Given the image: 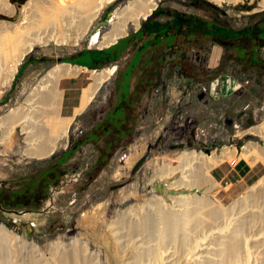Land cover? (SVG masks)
I'll use <instances>...</instances> for the list:
<instances>
[{"label": "rangeland", "instance_id": "obj_1", "mask_svg": "<svg viewBox=\"0 0 264 264\" xmlns=\"http://www.w3.org/2000/svg\"><path fill=\"white\" fill-rule=\"evenodd\" d=\"M52 1L7 0L4 3L0 0V20L16 25L29 22L30 15L37 6L35 4L39 3L38 5L44 6L45 10H51L58 0H54V3ZM129 1L134 0H113L110 4H114L109 12L121 9ZM184 1L159 0L157 8L140 22L139 27L136 29L131 27L122 38L131 35L148 18L155 16L164 8H171L174 11L172 13L177 24L186 20L183 22L189 25V16L185 17L187 19H182L183 17L180 16L182 11L203 15L194 7L185 5ZM197 1L208 4L215 13L220 15L218 23L221 24L224 20L226 24L235 28L249 24L254 15L264 13V7L261 5L263 0H243L235 4L224 2L221 6L210 0H195ZM45 2L48 8L44 5ZM50 4L52 6H49ZM107 7L105 6L103 10ZM102 13L92 21L88 35H85L80 45L74 46L72 42L69 45L59 43L58 45L51 41L46 46L36 45L24 56L13 80L0 89V117L22 103L28 91L52 66L58 63L71 64L66 59L71 57L78 59L77 53L95 48L91 46L90 35L94 34L92 28L100 21ZM72 20H79L77 14ZM66 22H62L61 31L64 34L80 32L74 23L70 25L69 21ZM155 25L149 24V28ZM44 26L43 29L50 32L55 28L52 24ZM157 27H160L161 31H167L170 28L167 23ZM232 27L223 26L220 28L221 32L215 31V33L218 37L235 34ZM203 28L198 24L191 26V31H201ZM108 29L109 24L98 28L99 36H103ZM166 40L169 44L173 41L177 42L173 36L167 37ZM262 43L263 49L260 56L264 59V42ZM244 46L250 48L251 44L246 42ZM158 51L162 62L159 64L161 73L159 82L150 88L148 86L149 89L145 85L135 89L134 86L141 71L148 69L145 67L146 58L144 57L140 64L135 65L129 88V93L133 92L130 98L129 114L132 120L135 119L129 123L132 127L130 136L119 142L106 164L93 178L88 180L84 173L95 162L100 150L98 145L86 142L80 145L79 150L66 164L62 165L65 169L64 174L57 185L49 186L46 198L38 209L30 206H10L0 200V224L5 225L18 237L25 239L23 242L13 238L2 240L0 235V244L3 243L5 247L6 264L24 261L28 251L27 246L31 243L37 246L40 253L50 252L55 245L68 246L78 243L84 256L91 259V263L94 264H264V244L256 241L264 236V225H254L245 229L243 238L245 235L246 237L239 238L240 246H237L239 249H236L229 263L223 262L222 248L217 238L227 229L229 230L227 232L231 231V233H233L232 230H238L241 221L248 218L250 211L264 210V202L259 200L255 205L244 206L240 210L233 207L234 211L229 214L231 216L216 213L218 216L213 221L207 217L209 221L206 219V223L202 221L206 217L202 213L204 209L201 212L197 207L198 212L193 211L196 212L195 214H200L195 215L197 220L193 217L194 215L192 216L196 220L194 231L189 223L187 225L183 223L184 212L181 211L185 207H179V204L169 196L175 193L196 192L206 198L207 204L209 203L208 209L212 206L211 209L215 207L230 209L235 198L238 200L240 194L243 193L244 196L251 194L250 196L255 197L264 190V159H258L255 164L245 160L244 157H241V161L236 164L220 163L211 172L219 183L215 187H211L207 179H203L199 184L188 186L184 182L177 183L173 175L163 178L166 176L165 171L169 164L178 165L176 158L184 150L203 151L210 154L213 150L220 153V150L227 146L232 150L236 149V155L239 157L242 147L250 141L264 147V134L254 135L246 132L264 122V70L261 69L264 62L259 68L247 69L239 62L232 50L211 41L198 42L196 47H187L180 53L168 46L159 48ZM98 55L105 64L102 63V66L91 68V70L112 65L117 66V69L99 88L84 111L75 117L68 131L66 147L59 148L54 153L65 150L71 139L76 140L88 132L119 100L120 90L124 86V82L121 84L119 74L126 69L132 52L125 51L121 57L111 62L106 55L102 53ZM173 57H177L175 64L172 62ZM228 79L236 81V87L231 91L224 89ZM71 113L65 112L63 115L70 116ZM0 130L4 131V128L1 126ZM1 131L2 134L3 131ZM244 132L246 133L242 135ZM19 143L20 145H12V147L8 145L6 147L5 144L0 143V193L20 187L21 181L30 179L28 177L31 174L49 163L53 157L51 154L44 159L25 158L20 152L24 148L23 135L20 136ZM135 148L140 150L141 155L136 157L130 165L128 160L134 154ZM138 162H140L139 165L135 167ZM187 166L184 164L179 170L186 172L184 169ZM252 166L256 168V175L248 178L239 176L233 171L223 180L215 176L219 170L228 172L234 168L243 173ZM159 184L164 185L169 193L153 190V187ZM154 196H161L158 203L154 202ZM156 203L157 211L163 213L161 215L169 212L174 215L175 224L171 226V228L174 227V233L167 232L165 221L161 222L163 219L149 224L146 222L149 221L147 216L139 226L136 224L135 230L132 227L129 229L130 222L139 223L142 214L155 213ZM201 213L203 218L200 216ZM25 214H30L28 220L23 219ZM153 218L157 217L153 216ZM240 218H242L241 221ZM188 233L192 234L188 235ZM258 233L262 235L259 236ZM161 234L172 236L167 240L164 239L167 235L163 237ZM245 245H248V248ZM189 252H193V259L188 255ZM167 259L170 261H166Z\"/></svg>", "mask_w": 264, "mask_h": 264}, {"label": "bare ground", "instance_id": "obj_2", "mask_svg": "<svg viewBox=\"0 0 264 264\" xmlns=\"http://www.w3.org/2000/svg\"><path fill=\"white\" fill-rule=\"evenodd\" d=\"M5 1L7 0H3L4 3ZM112 1L113 0H58L56 4H54V6H52V4L49 5L52 6V8L50 7L51 10L50 9L45 10L44 6L43 7L39 6L38 3L35 4L37 6H35V10L32 12V14L30 15L28 13V15H30L29 22L26 21L20 25H16V24H8L0 20V89L4 88L13 80L17 72L18 66L23 60L24 56L27 53H29L31 50H33V48L36 45L46 46L51 41H54L57 44L59 43V44L69 45V43L72 42L74 46L80 45V42L87 34L89 30V26L91 25L92 21L95 20L101 14V12H103L104 7L105 6L107 7V5L110 4ZM158 1L159 0H134L126 3V5H124L121 9H116L114 14L109 20L108 31L103 33V36H99L98 32L90 35L91 46H94L95 48L105 47L115 42L119 37L124 36L131 27L135 29L138 28L140 22L144 20L146 17H148L152 13V11L156 8V6L158 5ZM210 1L221 6L222 3L224 2L235 4L243 0H210ZM44 5L46 6L48 4H46L45 2ZM261 5L264 7V0L261 3ZM76 14L79 20L74 21L72 19L75 17ZM63 21H65V23H67L66 21H69L68 24L70 25L74 23V25H76V27L80 29V32L77 34H68V33L64 34L61 31ZM50 24L55 26L54 30H52L49 27V29H51L52 31L51 32L45 31V28L43 29V27H45L44 25H50ZM42 29L44 31H42ZM95 44H97V46H95ZM83 69L86 68H82L77 65L68 64V63H58L52 66L47 71V73L42 76V78L38 81V83L28 91L22 103H20L18 106L14 108H11L6 114L0 117V127L2 126L4 128V131L2 130L3 132L0 130L2 132V134L0 133L1 134L0 143L5 144L6 147L7 145L10 147H12V145L14 146L20 145L19 139L20 136L23 135L24 148H22L20 152L23 157L30 159H44L50 156L57 149L66 147L68 141V131L69 128L72 126L75 117L81 114L84 111V109L88 106V104H90V102L96 96L98 89L107 80H109V78L115 73L117 66L112 65L99 70H90L92 81L88 86H86L83 89L79 106L74 109L72 116H64L62 113L63 91L60 89V81L63 78L77 75ZM246 132L254 135L264 134V122L250 128ZM246 132L242 133V135H244ZM236 154H237L236 149L232 150L227 146L223 147L220 150V153H218L216 150H213L212 152H210V154H206L203 151L184 150L180 152L179 156L176 158V161L178 162L179 166L178 165L172 166L171 164H169L165 171L166 176H164L163 178H169L170 176L173 175L175 180L177 179L176 180L177 183L184 182L188 186L192 184H199L200 181H202L203 179H207L208 182L210 183V186L214 187L213 183L215 182L211 176V170L215 166L226 160L231 162V164L236 163L238 160L241 159V157H244L245 160L247 159L251 163L255 164L258 161V159L261 160L264 159V147L250 141L248 144H245L242 147V151L240 152L239 157ZM139 155H141L140 150H137L135 148L134 154L131 157H129L128 160L129 164L131 165V163L134 162V159ZM184 164L188 165L184 169L186 170V172L179 170L182 169L180 168V166L182 167ZM162 186L164 187V185ZM189 188L190 187H188V189ZM165 191L166 193L168 192L164 187V193ZM250 195L251 194L245 196L241 195L238 198V200L235 199L230 209L229 208L225 209L223 207H219V208L215 207L211 209L213 206L210 209H208L209 203L207 204L206 198L199 195L196 192H189L186 194L175 193L169 196L171 197L170 199L174 200L179 204L178 205L179 207L180 206H182V208L185 207V209L181 211L184 212L183 221L184 220L185 221L183 223L184 225H187L189 223L191 228L194 230L196 228L195 226L197 220L196 217L199 216L200 214V213L197 214L195 213L198 212L197 210L199 209L201 210V212L202 209H204V212L202 213L206 217L202 221L203 223L204 222L206 223L207 221H209V218L210 221L211 219L213 221V219L216 216H218V214L216 213H219V215L225 214L226 216H228L231 213V211H234L233 207H235V209L239 208L240 210L241 207L252 206V204L255 205L256 202H259V200L261 202H264V190L261 191V193H258V195L255 197L253 195L252 196ZM154 197H155L154 202L158 203L161 196L160 197L154 196ZM157 203L155 207L156 208L155 213H148L146 215L142 214V218L141 220H139V223L137 221L130 222L129 229H131L132 227L135 230L137 228L136 224H138L139 226L141 221L144 220L145 216H147L149 218L148 219L149 221L146 222H148L149 224L150 223L154 224L156 220L163 219V221L161 222L165 221L166 225L165 224L164 225L165 228L167 226V232L174 233L175 232L174 227L171 228V226L175 224V221L173 222L174 215L171 212L164 213V215H161L163 213L157 211ZM197 207H199V209H197ZM193 210L196 212L194 213ZM242 210H244V208H242ZM202 213L200 215L201 218H203ZM195 215L197 216L195 217ZM153 216L157 218H153ZM192 216L196 220H194ZM29 217L30 214L23 215L24 220H28ZM247 217L248 218H246L245 220H242V218H240V221L241 220L242 221L240 223L239 229L238 230L236 229L237 231L232 230L233 233H231V231L227 232L229 231L227 229L224 234L222 235L219 234V237H217L219 241V245L221 244V248H222L220 249H221L223 262L229 263L230 259L231 260L233 259L231 258V256H234L236 249L237 250L239 249L238 247L240 245H238V240L241 237L243 238V233L245 232V229H247L248 227L251 228V226L254 225H264V210L261 209L260 210L258 209L257 211L252 210L249 212V215ZM185 227L186 226H184V228ZM201 228L203 227L201 226ZM171 234H164L167 235V237H164V235L162 234L161 235L164 237V239L168 240L172 236ZM189 234L192 233H188V235ZM258 234L259 236L262 235V233L261 234L258 233ZM0 235H2L3 238L2 240L13 238L16 240H21V242L25 241L23 237L21 236L18 237L14 232H11L5 225L2 224H0ZM245 237L243 239H245ZM256 241L258 242L260 241V243L263 245L264 236ZM260 243L259 245H261ZM158 244H162V243L158 242ZM245 246L248 248V245ZM185 247L187 246L185 245ZM81 249L82 248L78 243L68 246L55 245L52 249H50L51 251L49 250L50 252L40 253L37 246H35L34 243H31L27 246L28 251L26 252L27 255L25 260L22 262L14 261L13 264H94L91 263L90 261L91 259L89 260L84 256ZM193 252L188 253V255H190L191 258L192 256L194 257ZM5 258H6L5 247L2 243L0 244V264H6ZM166 261H168V259Z\"/></svg>", "mask_w": 264, "mask_h": 264}, {"label": "trees", "instance_id": "obj_3", "mask_svg": "<svg viewBox=\"0 0 264 264\" xmlns=\"http://www.w3.org/2000/svg\"><path fill=\"white\" fill-rule=\"evenodd\" d=\"M184 4L194 7L196 10L206 12L207 19L203 18V16L200 17L194 15V18L191 16V18L194 19L200 26L204 27L203 30H201L204 34L212 36L218 42H222V39L225 36H228L227 34L221 37L216 35L215 31L221 32L220 28L223 26H232L226 24L227 22H224V20L222 21L223 23H218L217 20H219L220 15L215 13V11L208 4L200 1L195 2V0H185ZM180 16L187 17L190 15L181 12ZM260 16V14L254 15L246 27L247 29L245 28L233 31L236 32V35L264 34V19H260ZM258 17L259 21L254 23ZM206 29H208V31ZM126 47L127 46L126 44L124 45V41L119 39L115 44L108 48L102 50L85 49L76 54L78 59L71 57L66 59V61L71 64L83 65L89 68H98L105 62L98 57L99 53L106 55L108 61L111 62L121 57L124 54ZM86 58L88 61H85ZM135 61L130 67L119 74L121 84L124 82V86L121 90L119 88L120 93L117 104L106 113L104 118L88 132H85L83 135L76 138V140L71 139L65 150L54 153L51 161L31 174L28 177L30 179L21 181L19 183L20 187H17L12 191H1L0 200L2 202L10 206H30L33 209H38L46 198V191L49 186L57 185L60 177L64 174L65 169L62 165L66 164L75 152L79 150L82 143L86 142L98 145L97 147L100 150L95 162L92 163L88 170L84 173L85 178L88 180L93 178L100 168L106 164V161L110 157L111 153L117 148L119 142L130 136L129 132L132 130V127L129 126V123H132L135 119L132 120V117L129 114V107L131 105L130 98L133 96V92L132 94L129 93V88L132 75L131 69L135 64ZM159 70V65L157 64H155L152 68L143 69L140 77L135 83L134 88L137 89L139 86L145 85L147 89H149L150 86L156 85L159 82L161 74ZM139 163L140 162H138L135 167H137Z\"/></svg>", "mask_w": 264, "mask_h": 264}, {"label": "crops", "instance_id": "obj_4", "mask_svg": "<svg viewBox=\"0 0 264 264\" xmlns=\"http://www.w3.org/2000/svg\"><path fill=\"white\" fill-rule=\"evenodd\" d=\"M172 12L174 11H172L171 8L162 9V11H159L158 14H156L153 17H150L138 30H135L131 35L122 38V40L124 41V45L126 44L127 46L125 51L132 52V55L126 66V69L130 67L131 64L136 60L135 64L132 66L131 69V72L135 71V65L140 64V62H142L144 57L146 58L145 67L152 68L154 67L155 64L157 65L162 64L161 56L158 54L159 48L168 46L170 48H174L175 51H178V53H180L181 50H184L187 47H196L198 42L201 41H211L221 46H226L227 49H230L232 50V52L235 53L239 62L244 67H247V69L259 68L261 63L264 62V59L260 56L261 51L263 49L262 42H264V34L260 33L256 35H251V34L236 35L232 33V35L230 34L228 36H225L222 39V42H218L212 36H207V34H204L202 31L200 32L191 31V26L198 25V23L194 19H190L192 14L200 17L203 16V18L207 19L206 12L201 11L202 14L204 15H200L197 13L195 14L193 12L187 13L186 11H182V13H186L190 15L188 17L189 18L188 24L190 26L183 22L186 20H182V23L177 24L175 21V16ZM260 15H261L260 19H264V13ZM182 19H187V18L183 17ZM258 19L259 17L257 18L256 21H254V23L259 21ZM191 21H192V25H191ZM163 23H167L170 26V28L167 29V31H161V28L157 27V25L159 26L160 24ZM149 24H156V25L154 27L149 28ZM247 26L248 24L244 25L241 28H235V27L232 28L235 31V30L245 29ZM172 36L174 37V40H177V42L173 41L171 44H169L166 38ZM246 42H249L251 44L250 48L244 46V43ZM241 44H243V46H241ZM172 62L175 64L177 62V57H173ZM77 66L86 68L88 70L83 69L77 75L63 78L60 81V88L63 91V113L66 112V114H70L72 112L70 116L73 115L74 109L78 107L80 104V99L83 89L86 86H88L92 81L91 72H90L91 68L83 65H77ZM261 69L264 70V66ZM235 83H236L235 79H228L227 84H225V88H224L225 91L233 90L236 87ZM239 161L241 160H238L237 162ZM225 162L231 164V162L229 161H224L221 164ZM236 163H232V164H236ZM232 171L239 176H243L244 178H248L256 175V168L252 166L247 168L243 173H240L238 170H235L234 168L229 170L228 172L219 170L215 173V176L216 178L223 180L224 178L228 177L232 173ZM211 176L214 182L216 183V184L213 183L214 187L218 186L219 183L218 181H216L212 173ZM242 194H240L238 197H240Z\"/></svg>", "mask_w": 264, "mask_h": 264}, {"label": "water", "instance_id": "obj_5", "mask_svg": "<svg viewBox=\"0 0 264 264\" xmlns=\"http://www.w3.org/2000/svg\"><path fill=\"white\" fill-rule=\"evenodd\" d=\"M113 4L114 3H112V4H109L108 5V7H107V9L106 10H103V13H102V15H101V18H100V21L99 22H97L96 23V26L95 27H93L92 28V31L94 32V34L96 33V32H98V28H103L106 24H109V20H110V18L112 17V14H114L113 12H115V10L113 11V12H109V10L112 8V6H113ZM158 6V5H157ZM157 6H156V8H157ZM155 8V9H156ZM147 18V17H146ZM145 18V19H146ZM144 19V20H145ZM123 36H121V37H119V38H122ZM118 38V39H119ZM118 39L115 41V42H113V43H111V44H109V45H107V46H105V47H101V48H94V49H97V50H102V49H105V48H108V47H110L111 45H113V44H115L117 41H118ZM89 49H91V48H89ZM74 65H76V64H74ZM99 90V89H98ZM263 144H264V142H263ZM55 152V151H54ZM54 152L52 153V154H54ZM153 190H156V191H158V192H160V193H164V187L162 186V185H155L154 187H153ZM166 192V191H165ZM169 193V192H168Z\"/></svg>", "mask_w": 264, "mask_h": 264}]
</instances>
